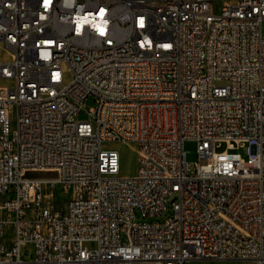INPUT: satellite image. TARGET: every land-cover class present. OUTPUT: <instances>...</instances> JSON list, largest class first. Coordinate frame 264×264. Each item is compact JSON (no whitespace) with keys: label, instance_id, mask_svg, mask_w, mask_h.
Masks as SVG:
<instances>
[{"label":"built area","instance_id":"2783aa9c","mask_svg":"<svg viewBox=\"0 0 264 264\" xmlns=\"http://www.w3.org/2000/svg\"><path fill=\"white\" fill-rule=\"evenodd\" d=\"M0 45V264H264V0H0Z\"/></svg>","mask_w":264,"mask_h":264},{"label":"rangeland","instance_id":"374dc122","mask_svg":"<svg viewBox=\"0 0 264 264\" xmlns=\"http://www.w3.org/2000/svg\"><path fill=\"white\" fill-rule=\"evenodd\" d=\"M8 58V52L6 48L0 45V61ZM95 107L94 98L89 96L80 105L79 114L77 116L78 120H88V112L91 108ZM107 148L116 150L119 155V166L120 174L124 176H132L136 172L137 168V150L135 145L130 143L114 142L106 145ZM226 149V144L221 143L216 147V151L221 152ZM229 152H237L242 158L246 159V149L245 147H237L236 149H230ZM204 163V161H201ZM186 264H255L253 261L248 260H226V261H190Z\"/></svg>","mask_w":264,"mask_h":264},{"label":"bare ground","instance_id":"6f19581e","mask_svg":"<svg viewBox=\"0 0 264 264\" xmlns=\"http://www.w3.org/2000/svg\"><path fill=\"white\" fill-rule=\"evenodd\" d=\"M260 122L264 123V111L260 112Z\"/></svg>","mask_w":264,"mask_h":264}]
</instances>
